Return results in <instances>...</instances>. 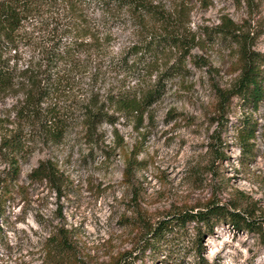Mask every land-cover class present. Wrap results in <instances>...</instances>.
<instances>
[{
	"label": "rangeland",
	"instance_id": "1",
	"mask_svg": "<svg viewBox=\"0 0 264 264\" xmlns=\"http://www.w3.org/2000/svg\"><path fill=\"white\" fill-rule=\"evenodd\" d=\"M72 2L99 36L110 37L100 49L77 53L74 74L66 76L58 94L46 100L64 113V137L57 143L43 141L24 129L30 137L28 154L19 163L20 176L0 217V264H52L45 261L44 242L58 228L68 231L83 264H107L118 253L135 264H195L189 248L193 223L178 239L161 241L153 252L141 243L145 221L155 223L184 209L202 208L210 199L229 209L254 207L256 215L264 217V100L253 110L233 98L225 116L216 119V87L226 89L231 84L237 74L236 58L228 42L199 41L190 51L198 64L187 57V72L167 81L164 95L147 109L142 122L115 114V124L100 125L86 139L78 104L90 93L103 99L109 87L137 85L129 74L114 71L110 58L140 42L141 28L129 14L103 13L92 0H38L22 20V32L31 40L18 44L19 66L38 54L54 28L62 33L75 21ZM153 3L178 13L191 31L214 26L227 15L264 54V0ZM99 18L106 20L105 25ZM177 55L175 49H167L158 58V71ZM58 69L65 75L63 62ZM158 71L141 84L152 82ZM18 96L0 98L3 117L14 118L12 107ZM248 114L258 122L250 153L243 150L237 134ZM48 158L65 178L60 193L44 181L28 178L30 169ZM3 167L0 161V171ZM202 244L201 256L209 264H264V242L254 231L221 223L203 237Z\"/></svg>",
	"mask_w": 264,
	"mask_h": 264
},
{
	"label": "trees",
	"instance_id": "2",
	"mask_svg": "<svg viewBox=\"0 0 264 264\" xmlns=\"http://www.w3.org/2000/svg\"><path fill=\"white\" fill-rule=\"evenodd\" d=\"M92 1L99 5L103 13L109 12L112 16H117V12L123 11L132 16L141 28V41L128 45L120 54L110 58L114 71L129 74L138 81L135 87H125L124 84L109 87L103 99L96 92L90 93L85 102H79L77 109L81 111L80 127L86 139L92 137L100 125L115 124V114L132 116L138 123L142 122L147 109L164 95L167 81L187 72L184 64L187 57L190 61L193 60L190 51L199 41L228 42L236 58L237 74L231 84L226 89L216 87V119L225 116L233 98H238L243 108L250 107L253 110L264 100V54L253 48V37L227 15L221 16V22L214 26L206 25L191 31L178 13L175 15L174 11L154 4L153 0ZM37 2L38 0H0V98L8 94H19L12 107L15 111L13 119L3 117L0 111V161L4 165L0 171V217L4 214L7 195L20 176L19 163L28 154L26 150L30 137L24 129H30V133L33 131L43 141L57 143L64 137L67 130L64 113L54 102L46 100L58 94L59 85L66 76L74 74L79 66L77 53L100 49L110 37L108 33L99 36L82 10L78 14L77 7L72 2L70 7L78 16L74 18L75 21L68 23L62 33L54 28L53 35L36 48L38 54H31L24 65L19 66L18 44L23 40L30 44L31 40L22 32V20ZM98 20L105 25L106 20ZM167 49L178 51L177 60L158 71V58ZM60 62H63L65 75L58 69ZM153 71H158L153 81L141 84L146 77L151 78ZM243 119V123L237 127V134L243 150L250 153L258 122L250 114L244 115ZM117 135L115 130V137ZM130 166L128 163L126 174L130 171ZM28 178L31 181H44L58 193L64 187L63 173L50 158L39 160L30 169ZM191 223L194 224V235L189 248L192 249L190 253H194L195 264H209L201 256L202 239L205 235H211L221 223L254 231L264 242V217L256 215L254 207L229 209L210 199L202 208L184 209L155 223L145 221L141 243L144 249L156 252L161 241L178 239ZM168 237L171 239L168 240ZM44 247L45 261L48 263L83 264L73 249L68 231L63 228H58L49 235ZM107 264L135 263L123 259V254L118 253Z\"/></svg>",
	"mask_w": 264,
	"mask_h": 264
}]
</instances>
